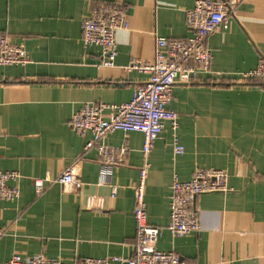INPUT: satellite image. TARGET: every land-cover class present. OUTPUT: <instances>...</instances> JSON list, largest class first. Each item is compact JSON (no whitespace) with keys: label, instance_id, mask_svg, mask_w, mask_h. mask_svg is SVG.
<instances>
[{"label":"crops","instance_id":"0c3cea01","mask_svg":"<svg viewBox=\"0 0 264 264\" xmlns=\"http://www.w3.org/2000/svg\"><path fill=\"white\" fill-rule=\"evenodd\" d=\"M195 1L0 0V34L31 61L0 66V169L19 174L20 191L14 202L0 200V264L13 254L71 264L133 255L143 136L108 133L104 142L127 154L105 173L96 151L84 149L90 136L78 135L70 118L84 104L128 102L147 79L130 64L154 61L155 36L189 37L185 16ZM106 3L123 7L128 22L115 34L112 66L100 65V48L85 47L80 31L81 20ZM229 23L206 40L210 72L174 84L169 108L178 126L166 125L146 157V218L161 230L155 247L189 264H264V86L237 81L264 54V0H237ZM174 138L182 154L173 152ZM68 166L79 190L49 184L34 193L33 178H55ZM197 169L224 170L229 190L196 196L198 231L173 236L170 184ZM93 197L99 201L88 204Z\"/></svg>","mask_w":264,"mask_h":264},{"label":"built area","instance_id":"2783aa9c","mask_svg":"<svg viewBox=\"0 0 264 264\" xmlns=\"http://www.w3.org/2000/svg\"><path fill=\"white\" fill-rule=\"evenodd\" d=\"M237 0H196L186 12L185 24L191 35L183 39H168L155 36V54L152 63L133 61L129 69L147 76L133 92L131 99L121 104H84L70 118V126L80 136L89 135L84 149H94L105 168L123 165L127 154L124 146L115 147L104 142L106 135L113 131L139 132L143 136L141 152L145 157L138 171V179L133 187L135 222V245L129 258H84L72 264H189L182 261L173 251H159L156 242L160 228L150 225L146 218L145 186L148 156L153 143L168 125L175 131L177 114L169 108L172 88L176 83H190L198 72L209 73L211 52L206 46L207 38L219 28L229 26V17L234 14ZM128 26L123 7L106 3L93 9L80 22L82 41L85 47L97 46L101 50V66H112L117 54L115 34ZM30 58L20 45L13 44L8 37L0 34V66H25ZM239 83H255L264 86V54L256 66L239 74ZM175 154H182L183 147L174 138ZM19 174L0 169V200L14 202L20 195L17 181ZM59 184L63 187L81 188L82 182L76 176L74 166H68L58 176L33 178L32 187L36 195L47 185ZM103 184L100 179L98 185ZM227 174L221 169H197L189 180L174 177L170 184L168 201L167 230L173 236L195 233L199 229L197 215L193 209L196 196L203 193L227 192ZM96 200L89 198L88 204ZM2 264H71L57 258L37 255L31 258L13 254Z\"/></svg>","mask_w":264,"mask_h":264},{"label":"bare ground","instance_id":"6f19581e","mask_svg":"<svg viewBox=\"0 0 264 264\" xmlns=\"http://www.w3.org/2000/svg\"><path fill=\"white\" fill-rule=\"evenodd\" d=\"M89 47V46H88Z\"/></svg>","mask_w":264,"mask_h":264}]
</instances>
